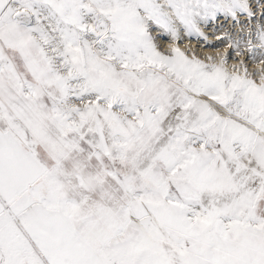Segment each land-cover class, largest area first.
<instances>
[{
    "label": "snow or ice",
    "instance_id": "obj_1",
    "mask_svg": "<svg viewBox=\"0 0 264 264\" xmlns=\"http://www.w3.org/2000/svg\"><path fill=\"white\" fill-rule=\"evenodd\" d=\"M0 264H264V0H0Z\"/></svg>",
    "mask_w": 264,
    "mask_h": 264
},
{
    "label": "rangeland",
    "instance_id": "obj_2",
    "mask_svg": "<svg viewBox=\"0 0 264 264\" xmlns=\"http://www.w3.org/2000/svg\"><path fill=\"white\" fill-rule=\"evenodd\" d=\"M228 26V27H227ZM209 27V28H208ZM207 29L208 31L211 30V32H207L205 30L206 35H208L209 40L207 42L201 40V41H196L195 39H193L191 41V47L196 48L199 51V54L203 57V56H207V55H217L219 53H222L225 49H227L229 55H230V63H234L236 61V56L235 53L233 52V50L231 48H228V42L227 41H221L215 38L218 36H222L224 34L225 31H229L233 34V36L237 39H240L241 37L244 38L243 42H246V33H241L240 29H238L239 26H236L235 28L232 27L231 24H224L223 27H219V31H221L216 37H214L212 40L211 36L216 35L217 31H215V29L217 30L218 28L215 27L214 29H212L214 27L213 26H208ZM212 27V28H210ZM237 29V30H235ZM162 45H167V43H169V41L167 40V38L161 40ZM204 49H209L208 51H204ZM245 59H247V57H244Z\"/></svg>",
    "mask_w": 264,
    "mask_h": 264
},
{
    "label": "bare ground",
    "instance_id": "obj_3",
    "mask_svg": "<svg viewBox=\"0 0 264 264\" xmlns=\"http://www.w3.org/2000/svg\"><path fill=\"white\" fill-rule=\"evenodd\" d=\"M228 25H229V24H228ZM211 26H213V25H211ZM215 27H216V26L214 25L213 28H212V27H210V28L214 29ZM227 27H228V26H227ZM208 28H209V27H208ZM238 29H239V27H238ZM205 30H206V33H207V32H211V30H209V31H208L207 29H205ZM235 30H237V29H235ZM215 31H217V33H216V35L211 36V37H212V40H214L213 38L216 37V36L221 32V31H219V28H218L217 30L215 29ZM216 39H217V37L215 38V40H216ZM208 50H209V49H204V51H208Z\"/></svg>",
    "mask_w": 264,
    "mask_h": 264
}]
</instances>
